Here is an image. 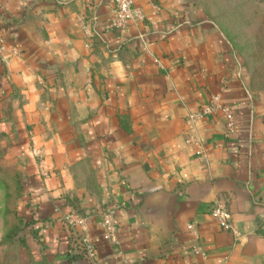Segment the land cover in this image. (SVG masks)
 <instances>
[{"label":"crops","instance_id":"0c3cea01","mask_svg":"<svg viewBox=\"0 0 264 264\" xmlns=\"http://www.w3.org/2000/svg\"><path fill=\"white\" fill-rule=\"evenodd\" d=\"M133 3L143 20L116 30L114 0H0V136L24 159L32 264H264V99L204 8ZM215 95L231 133L220 111L187 121Z\"/></svg>","mask_w":264,"mask_h":264},{"label":"rangeland","instance_id":"374dc122","mask_svg":"<svg viewBox=\"0 0 264 264\" xmlns=\"http://www.w3.org/2000/svg\"><path fill=\"white\" fill-rule=\"evenodd\" d=\"M190 1L208 12L242 57L248 88L264 99V0ZM24 164L9 139L0 136V264H32L29 221L22 209Z\"/></svg>","mask_w":264,"mask_h":264},{"label":"built area","instance_id":"2783aa9c","mask_svg":"<svg viewBox=\"0 0 264 264\" xmlns=\"http://www.w3.org/2000/svg\"><path fill=\"white\" fill-rule=\"evenodd\" d=\"M112 13L113 16L109 22V27L116 30L124 28L129 21H141L144 17L142 11L134 6L133 0H114ZM2 49L3 46H0V50ZM214 111H220L223 114L226 131L227 133H231L234 129V116L229 106L219 102L217 95L213 96L198 112L189 113L187 115V121L194 123L202 115H207ZM197 154H199V151ZM211 215L222 229L232 230L229 211L221 202H215L211 210ZM65 220L72 226L80 225V221L73 214L67 215ZM81 227L83 230V235L81 236L82 246L86 255L93 258L95 256L94 244L87 234L86 228L83 225ZM187 227L192 228V225H188ZM102 228L103 238L110 243H116L117 222L114 208H106L104 210L102 214ZM191 252L202 257L205 256V253L198 246H194Z\"/></svg>","mask_w":264,"mask_h":264},{"label":"trees","instance_id":"16d2710c","mask_svg":"<svg viewBox=\"0 0 264 264\" xmlns=\"http://www.w3.org/2000/svg\"><path fill=\"white\" fill-rule=\"evenodd\" d=\"M230 44V43H229Z\"/></svg>","mask_w":264,"mask_h":264}]
</instances>
